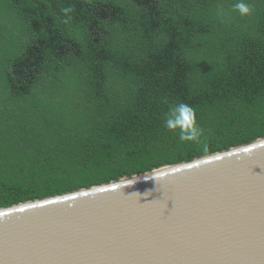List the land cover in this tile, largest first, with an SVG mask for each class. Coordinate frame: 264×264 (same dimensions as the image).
<instances>
[{
  "label": "trees",
  "instance_id": "obj_1",
  "mask_svg": "<svg viewBox=\"0 0 264 264\" xmlns=\"http://www.w3.org/2000/svg\"><path fill=\"white\" fill-rule=\"evenodd\" d=\"M236 2L0 0V208L264 138V0ZM181 101L199 143L163 127Z\"/></svg>",
  "mask_w": 264,
  "mask_h": 264
},
{
  "label": "water",
  "instance_id": "obj_2",
  "mask_svg": "<svg viewBox=\"0 0 264 264\" xmlns=\"http://www.w3.org/2000/svg\"><path fill=\"white\" fill-rule=\"evenodd\" d=\"M0 264H264V138L0 208Z\"/></svg>",
  "mask_w": 264,
  "mask_h": 264
},
{
  "label": "clouds",
  "instance_id": "obj_3",
  "mask_svg": "<svg viewBox=\"0 0 264 264\" xmlns=\"http://www.w3.org/2000/svg\"><path fill=\"white\" fill-rule=\"evenodd\" d=\"M232 7L241 17L249 16L253 12L251 5L245 3L244 0H237ZM71 11V7L62 8V12L68 17L63 21L64 23H68V20L71 19L68 16ZM163 127L167 132L178 135L179 140L182 142L199 143L204 136V129L199 125L195 108L183 101L168 107L164 113ZM203 150L205 153L207 152L206 144Z\"/></svg>",
  "mask_w": 264,
  "mask_h": 264
}]
</instances>
